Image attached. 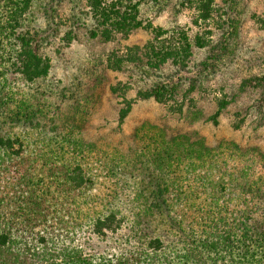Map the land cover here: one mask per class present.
Here are the masks:
<instances>
[{"label": "trees", "instance_id": "obj_1", "mask_svg": "<svg viewBox=\"0 0 264 264\" xmlns=\"http://www.w3.org/2000/svg\"><path fill=\"white\" fill-rule=\"evenodd\" d=\"M60 1L0 0V264H264V255L259 259L251 252L257 248L264 254V207L257 208L261 216L255 218L246 202L238 205L218 199L237 191L242 198L258 191L245 170H220L218 164L225 166L230 155L220 156L202 144L201 154L196 152L194 156L196 149L182 155L184 152L176 144V155L169 152L167 142L163 143L140 168L136 160H127L121 172L136 179L134 173L139 171V182L116 187L101 204V211L95 213L91 212L95 198L88 196L95 186L93 178L75 160L59 155L57 141L45 139L47 151L31 155L22 139L9 134L11 127L20 124L39 126L37 122L33 124L35 114L25 110L22 119L20 112L9 109L11 97L4 83L8 79L29 84L46 80L50 67L41 46L49 40H44L42 34L55 33V7ZM65 1L73 13L70 34L83 30L90 39L108 43L116 36L148 31L152 37L147 43L127 47L121 54L111 52L104 61L111 71L136 70L147 79L170 64L185 70L193 47L204 48L208 41L198 35L192 39L188 30L180 26L155 27L153 18L170 5L174 15L187 7L193 11L196 26L209 23L216 14L215 0ZM225 4L229 13L239 7L238 0H225ZM39 20H44L47 27L41 29ZM233 24L234 30L236 22ZM73 87L79 89L77 85ZM250 88L261 90L256 110L263 113L264 75L243 80L240 93ZM166 95H170L169 86L161 83L137 92L139 100L159 103L165 101ZM237 97L231 95L228 100L218 101L211 116L213 124ZM124 103L126 107L119 111L120 123L131 111V101L125 99ZM187 158L204 160L208 168L222 173L217 181L208 174L197 175L194 189L180 187L173 181L177 175L171 178L168 162H180L179 166ZM188 165L194 168L190 161ZM114 166H110V172ZM187 168L177 167L176 171L185 176L195 171ZM198 180L201 183L196 185ZM238 181L244 182L240 185ZM226 183L229 192L224 187ZM119 196L123 201L118 207L115 199ZM199 196L204 201L195 199ZM100 248H104L102 252Z\"/></svg>", "mask_w": 264, "mask_h": 264}, {"label": "rangeland", "instance_id": "obj_2", "mask_svg": "<svg viewBox=\"0 0 264 264\" xmlns=\"http://www.w3.org/2000/svg\"><path fill=\"white\" fill-rule=\"evenodd\" d=\"M214 4L213 20L198 26L193 23L194 13L188 7L174 15L170 5L162 15L152 19L155 27L180 26L188 30L192 39L198 35L208 41L204 48L193 47L185 70L170 64L147 79L136 70L111 71L104 61L111 52L121 54L127 47L147 43L152 37L148 31L116 36L108 43L90 39L83 30L70 34L71 5L60 1L55 7V33L42 34L44 40H49L41 46L50 67L46 80L29 84L20 79H8L4 83L7 84L5 92L12 98L9 109L20 112L22 119L25 110L35 114L33 124L37 122L39 126L20 124L11 127L9 134L22 139L31 155L47 151L43 144L45 139L57 141L59 155L75 160L93 178L95 186L88 196L95 198L91 209L95 213L101 211V204L116 187L139 182V171L134 173L136 179L121 172L127 160H136L135 165L140 168L163 143L167 142L169 152L176 155L179 153L176 144L184 152L182 155L196 149L192 156L196 152L201 154L199 144H202L220 156L230 155L225 166L218 164L220 170L228 173L237 168L245 170L249 179L255 181L252 187L258 190L255 195L243 198L237 191L224 199L219 197V201L228 199L238 205L244 201L252 210V217L259 218L257 208L264 207V112L256 110L261 90L250 88L240 93V86L245 79L264 75V0H238V9L230 13L225 0H215ZM38 18L37 15V23ZM233 22H236L234 30ZM39 23L41 29L47 27L44 20ZM154 83L169 86L170 95L164 97L165 101L139 100L137 92ZM111 88L118 91L114 93ZM231 95L238 96L236 101L221 113L217 124H213L211 116L217 110L218 101L228 100ZM125 99L131 101V111L120 123L119 111L126 107ZM72 142L78 146L70 148L68 144ZM172 161L167 160L171 178L177 175L173 181L184 188L194 189L197 175L206 177L208 174L217 181L222 173L208 168L209 164L201 159L187 158L179 166L180 162ZM189 161L193 169L187 168ZM110 166H114L111 172ZM177 167L195 171L185 176L176 171ZM243 182L238 181L240 185ZM224 187L229 192L227 183ZM120 197L115 199L118 207L123 201V196ZM195 199L204 201L202 196ZM103 249L100 248L101 252ZM251 252L259 259L264 255L257 248Z\"/></svg>", "mask_w": 264, "mask_h": 264}]
</instances>
